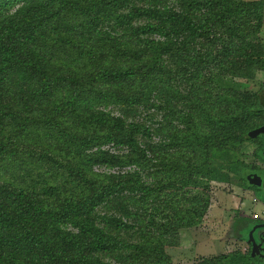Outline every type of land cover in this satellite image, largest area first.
<instances>
[{
    "label": "rangeland",
    "instance_id": "rangeland-1",
    "mask_svg": "<svg viewBox=\"0 0 264 264\" xmlns=\"http://www.w3.org/2000/svg\"><path fill=\"white\" fill-rule=\"evenodd\" d=\"M54 1L0 0V142L16 154H0V229L5 235L12 233L13 226L6 217L11 208L35 205L50 212L65 211L72 220L58 226L64 234H78L80 228L91 227L93 220L102 225L110 219L128 223L130 230L124 237L134 244L144 242L143 254L105 255L101 259L104 264H200L241 252L243 247L234 228L239 218H233L238 214L231 204L250 174L264 173V154L260 156L256 141L224 143L221 130L233 128L235 121L240 126L236 134L264 125L263 115L243 112V106L253 102L264 86V0L134 1L132 12L136 6L148 12L179 14L182 20L202 27L203 33L195 41L187 37L177 54L164 58V75L161 73L156 84L139 80L134 93H123L135 103L95 107L142 128L143 132L135 136L137 151L114 143H94L88 149L72 148L70 152L45 151L46 146L34 143L38 141L36 132L43 138L60 130L77 132L75 126L70 129L75 123L67 116H58L55 110L73 100L84 102L89 96L86 92L95 86L85 79L78 55L89 51L88 45L84 47L86 20L69 10L61 15L56 10H63L69 3L97 5L100 0ZM128 13L118 11L122 16L118 21L113 12L98 24L104 29L117 27L112 33L117 45L132 35H124L119 25L126 28L130 22L133 26L146 22ZM46 19L51 22L40 38L42 44L72 38L73 50L62 46L36 51L41 52L40 59L51 62L50 67L40 65L37 57L29 65L11 63L8 67L9 46L14 39L5 27L12 23L31 27L34 20ZM150 38L164 40L156 34ZM142 39L150 40L148 36ZM121 60V66H127L126 59ZM142 60L147 57L142 56ZM130 84L127 81L123 86ZM46 87L56 89L57 94L47 98ZM143 90L146 96L140 95ZM37 91L44 93L24 102ZM26 118L29 121L25 122ZM19 126L29 127L28 132L18 131ZM98 154L113 161H94ZM174 164L176 171L170 168ZM74 167L81 168L85 180L75 176ZM127 178L133 189L147 184L158 193L152 197L136 191L121 194L119 182ZM110 187H117L119 195L91 215L82 216L78 206ZM251 197H241L246 201L245 209L262 215L261 205L251 209ZM76 214L78 219H73ZM37 226L44 228L42 220L34 215L31 223L23 222L20 232L41 235ZM45 228L49 236L55 234L50 226ZM44 242L48 247L46 238ZM43 254L41 264H51L49 253ZM0 264H10L1 253Z\"/></svg>",
    "mask_w": 264,
    "mask_h": 264
},
{
    "label": "trees",
    "instance_id": "trees-1",
    "mask_svg": "<svg viewBox=\"0 0 264 264\" xmlns=\"http://www.w3.org/2000/svg\"><path fill=\"white\" fill-rule=\"evenodd\" d=\"M57 1L55 0L53 3ZM134 1L136 0H100L97 5L92 6L69 3L63 10H56L58 15L66 12L65 10H69L67 12L86 20L84 30L87 29L88 36L85 39L84 47L88 45L89 51L79 52L78 55L82 57V73L85 75V79L89 80L91 84H95V86L86 92V95L89 96L86 97L87 99L84 102L79 103V100H73L61 107L57 106L58 109L55 110L58 116H67L71 119L75 124L71 123L70 129L75 126V129H79L77 132L71 134L60 130L58 134L49 133L45 138L39 132H36L35 137L38 141L34 142L35 145L46 146L45 151L52 149L70 152L72 148L88 149L94 143H114L130 150H138L139 146L135 136L136 133L143 132L142 128L135 124H128L123 118L111 117L109 112L96 111L95 107H107L123 102L125 104L135 103V100L126 99L123 93H134L139 80L141 83L144 81L150 85L156 84L161 73L164 75L166 63L164 58L177 54L187 37L189 41H195L198 35L203 33L200 32L203 29L190 20H182L181 16L176 13V15H169L161 12H148L143 7L136 6L132 12L130 9L134 5ZM143 3L144 0L139 1V4ZM55 5L53 4V7ZM121 10L123 12L129 10L128 16L142 17L146 22L136 23V26H133V23L130 22L126 28L125 25H119V28H123L121 31L124 35L127 33L132 35L128 41L117 45L116 36H112L117 27L115 29H104L99 28L98 24L106 16L112 15L113 12L116 14L115 17H119L118 21H120L122 16L117 13ZM49 22L51 21L48 19L34 20L31 27L19 26L16 23L5 27L7 34L14 35H12L14 40L9 46L12 50L9 52L7 60L8 67L11 63L20 66L29 65L34 62L35 57L39 59L40 65L50 67L53 66L51 62L45 58L40 59L41 52L35 54L36 51H48L50 48L62 46L72 47L70 44L72 38L53 39L51 43L42 44L40 38L45 35L44 32L49 28ZM155 34L164 38V40L155 41L151 39V35ZM143 36H148L150 40L142 39ZM122 39L125 38L122 37ZM142 56H146L147 60L143 62ZM22 57H28L29 61L23 60ZM122 58L126 59L127 66L125 67L121 66L123 64ZM165 79H162V83ZM127 81L131 84L124 88L123 84ZM89 87L92 86L89 85ZM45 91L48 92L47 98L57 94V90L52 87L49 89L46 87ZM94 91L95 94H93ZM44 92L37 91L24 102L27 103L30 99L33 101ZM140 95L146 96L147 93L143 90ZM243 110L248 115H263L264 117V86L256 93L253 102L243 106ZM27 121H29V118H26L25 122ZM219 125L222 124L219 123ZM28 128L27 126H19L18 131L27 133ZM260 128L261 126L252 127L246 129L243 133L236 134L235 130H239L240 126L235 121L233 128L221 130L223 142L237 145L256 141L260 144L261 156L264 154V134L260 132ZM249 134L250 136H248ZM6 148L0 142V154L16 155L13 154L10 147L7 148L8 150ZM95 156L94 161L105 163L113 161L102 154ZM45 157L50 158L47 154ZM115 160L119 161L116 158ZM234 165H230L229 168L231 169ZM170 168L176 171L175 164L171 165ZM73 172L75 176L82 180L86 179L80 167H74ZM244 182L246 188L258 189L250 186L247 179ZM132 186L133 183L130 178L122 179L118 185L122 188L121 194L125 191L130 193L136 191L141 196L152 197L158 193V190L147 184L137 186L135 189L131 188ZM46 193L48 192L46 191ZM118 195L117 187L107 188L101 195L90 197L80 204L78 206L79 211L83 213L82 216L84 217H86V214L91 215L98 206L107 203L110 199H115ZM34 215L42 220L44 228L50 226L55 234L49 236L45 231L46 228L39 226L35 228L41 235L30 232L22 234L20 229L23 227V222L31 223ZM6 217L7 222H11L13 230L11 234L5 235L1 230L2 228L0 229V234H2L0 236V253L10 260V264H41L40 261L44 251L49 253L50 258L47 260H50L48 262L51 264H104L101 259L105 255L143 254L144 242L143 244H134L124 237V233L130 229L129 224L124 223L122 220H106L103 225L102 222L97 223L93 220L91 227L80 228L78 234H64L58 226L65 220H72V218H68L65 211L50 212L41 206L17 204L6 213ZM72 217L78 219L79 214ZM86 221L85 219L83 223ZM45 238L48 241V247H45ZM200 264H264V262L253 258L250 253L243 254L239 252L206 259Z\"/></svg>",
    "mask_w": 264,
    "mask_h": 264
},
{
    "label": "crops",
    "instance_id": "crops-1",
    "mask_svg": "<svg viewBox=\"0 0 264 264\" xmlns=\"http://www.w3.org/2000/svg\"><path fill=\"white\" fill-rule=\"evenodd\" d=\"M248 194H252L251 198L253 203L251 204V209H253L255 205H261L264 207V192H260L259 188L258 190H251L250 188L246 187L238 189L237 194L232 200L231 207L232 209L237 210L234 211V213L238 214V216H234L233 218H239V222H235L234 228L239 236L240 244L243 247V250H241L240 253H250L255 259H264V212L262 219H252V216L257 212L254 210L252 213H249V210L245 209L246 201L242 202L241 199V197L247 198ZM244 248H248V250L245 249L244 251Z\"/></svg>",
    "mask_w": 264,
    "mask_h": 264
},
{
    "label": "water",
    "instance_id": "water-1",
    "mask_svg": "<svg viewBox=\"0 0 264 264\" xmlns=\"http://www.w3.org/2000/svg\"><path fill=\"white\" fill-rule=\"evenodd\" d=\"M260 132L264 134V125L261 126ZM250 186L258 187L262 189L264 187V176L258 174H250L247 178Z\"/></svg>",
    "mask_w": 264,
    "mask_h": 264
},
{
    "label": "built area",
    "instance_id": "built-area-1",
    "mask_svg": "<svg viewBox=\"0 0 264 264\" xmlns=\"http://www.w3.org/2000/svg\"><path fill=\"white\" fill-rule=\"evenodd\" d=\"M263 215V214H262ZM262 215H260V214H254L253 216H252V219L253 220H260V219H262Z\"/></svg>",
    "mask_w": 264,
    "mask_h": 264
},
{
    "label": "flooded vegetation",
    "instance_id": "flooded-vegetation-1",
    "mask_svg": "<svg viewBox=\"0 0 264 264\" xmlns=\"http://www.w3.org/2000/svg\"><path fill=\"white\" fill-rule=\"evenodd\" d=\"M258 175L264 176V173H257ZM258 188V187H257ZM258 190V189H257ZM260 192H264V187L262 189H259ZM264 196V195H263ZM259 260H261L262 262L264 261V259L262 258H258Z\"/></svg>",
    "mask_w": 264,
    "mask_h": 264
}]
</instances>
